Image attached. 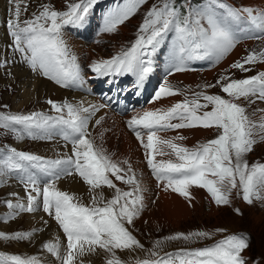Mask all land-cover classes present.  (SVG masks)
<instances>
[{"label": "snow or ice", "instance_id": "6c2138e0", "mask_svg": "<svg viewBox=\"0 0 264 264\" xmlns=\"http://www.w3.org/2000/svg\"><path fill=\"white\" fill-rule=\"evenodd\" d=\"M8 3L11 7L7 27L12 37V46L32 71H39L63 87L81 81L77 58L71 54L63 38L62 29L66 25L81 24L97 0L68 3L66 11H57L43 4L38 14H33L31 19L24 21L20 20V16L22 10H27V0H8ZM144 3L146 0H124L105 16L102 31L115 32L118 25L128 20ZM21 4L24 5L23 9ZM218 10H222L219 15ZM245 13L250 27L264 32V12H255L248 8L231 9L220 0H208L206 7L189 8L185 14L175 6V0H162L161 4L153 5L148 10L138 29L137 39L130 48L109 59L93 61L90 67L99 76L134 74L140 83L153 71L152 61L146 57L154 55L170 32L175 34L177 55L181 62L185 56L189 59H204L209 56H215L217 60L222 59L238 42L230 22L243 18ZM256 62H264V50L259 53L249 52L242 60L234 62L231 68L248 72L251 69L246 65ZM174 70L184 71L185 68L181 64L175 66ZM226 79L229 82L222 83ZM217 85L228 98L197 92L194 93V99L185 98L167 109L138 113L128 120L127 124L145 149L147 164L157 180L163 182L165 191L170 189L190 202L189 189L191 186H198L207 189L217 205H227L230 203L232 190L239 189L242 191L243 200L251 205L254 199L264 200V164L249 166L244 156L256 143L264 141V116L258 120L250 119L246 108L236 101L253 96L264 100V72L244 79L221 77ZM214 86L216 85H207ZM176 94H180L178 89L164 85L156 92L154 99ZM201 98L205 103H200ZM48 103L57 113H63L66 109L67 118L64 115L50 117L42 113H0V128L16 132L17 138L23 137L19 135L16 125L30 130L46 128L50 126V122H54L64 126L62 138L72 145L71 156L56 160L21 152L15 148L8 149L7 153L0 157V165L9 171L31 168L52 177L42 188L34 175L22 178L27 203L6 201L8 208L13 212L4 219H14L19 212L37 211L42 198V210L57 221L67 240L63 256L58 239L54 243H44L43 248L60 259L61 264H76L78 259L95 253L97 249L110 254L106 264H123L116 256V250L143 247L125 227V224L131 225L144 208L143 189L127 160L114 161L102 146H95L90 138L89 120L105 105L83 107L67 102ZM209 105L212 106L210 111L198 114ZM260 111L264 112V109ZM102 119L103 117L97 119L96 125H99ZM173 120L179 122L172 123ZM138 127L147 130L146 138L137 130ZM193 127L216 128L221 131L217 138L200 144L195 149H188L175 142L185 139L183 136L163 139L158 135L164 130ZM29 135H32L30 131ZM165 149L171 151L167 152ZM158 155H174L176 161L157 160ZM121 164L127 165V168L121 167ZM73 171L84 180L90 191L94 192L102 186H107L115 190L114 196L104 201L102 196L98 199L94 195L91 205L78 202L74 195L56 187V181L60 179L61 174L72 175ZM110 176L121 183L134 185L133 189L122 190ZM235 211L242 215L239 209ZM35 231L38 229L11 235L0 232V239L27 240L32 238ZM209 235L207 232H193L187 235L178 233L166 239L190 240L193 237ZM249 247L248 238L244 234L231 235L210 247L181 249L158 259L137 261V264H247L243 253ZM8 262L41 264L36 256L22 258L19 255L0 253V264ZM253 264L258 262L254 261Z\"/></svg>", "mask_w": 264, "mask_h": 264}, {"label": "rangeland", "instance_id": "374dc122", "mask_svg": "<svg viewBox=\"0 0 264 264\" xmlns=\"http://www.w3.org/2000/svg\"><path fill=\"white\" fill-rule=\"evenodd\" d=\"M69 1L72 0H27V5L36 7L39 4L48 3L50 7L54 8V10L66 11L68 3H76ZM99 1L100 0H97L96 4H98ZM231 1L235 2L236 4H240V6L244 7L245 0H231ZM2 2L4 4L0 3L3 6V13L0 16L2 18L0 20V31L4 33L3 26L4 27L6 26L5 23H3V19H5V15H7V7H11V6L9 5L8 0H3ZM123 2L124 0H118L112 6L103 5L101 8L97 6L94 12L91 13V15L89 14L90 12L87 14L85 20L81 24L66 25L62 29L63 38L66 41L71 51V54L75 55L77 58V63L80 67V75L83 81L88 79L89 77V82H92L91 81L92 69L90 67L91 64L90 65L87 64L85 60L84 61L79 60V58L74 52L75 51L74 46L77 47L80 45L79 49L81 48L83 49L84 55H86L85 50L87 48L86 56H88L89 53L90 54L93 53L92 55H96V49H93L91 47L97 44L100 45V49L98 50L103 55V57L109 56L108 58H111L121 53L122 50H126L127 47H131L132 43L137 39L138 29L143 23L148 10L153 5L161 4L162 0H146V3L141 5L138 8V10L128 20L118 25L115 32L109 33L102 31V26L105 16L114 8H116L117 5H121ZM260 5L262 7L256 9L255 12H264V7H263L264 0H261ZM21 14L22 16L31 18L33 14H36V12L35 11L32 12V8L27 6V10L26 11L22 10ZM12 43L13 41L10 35L7 38L4 37L2 40L1 55H0V109H4L11 114H26L29 111L35 109H36V113L41 112L42 114H46V113L50 114L54 112V109L52 108V105L48 103V101L53 100L61 103L62 99H65L67 97L71 98L72 97L71 95L73 93L78 92V91L66 90L60 87L58 84L54 83L53 80L43 76L39 71L36 72L32 71V69L23 60L21 54L14 50ZM236 45L241 46L240 54L236 58H234L229 65L222 67L221 69H218L219 68L218 65L221 64L222 61L226 60L228 56L227 54L229 53H227L226 56L223 57L225 58L224 60L221 59L217 60L215 56H210L209 65L205 70L207 71L214 69V71H212L209 76L205 75L206 73L205 70L190 71L191 73H194L196 75L194 77L195 83L193 84L186 83V81H182L177 78L170 79L167 77L165 78V82L169 83L170 86L175 85L176 87H182L186 91L205 89L206 91H208L209 95L210 93H212L213 95H220L224 98H228L227 95L222 92L221 87L217 85V81L220 80L221 77H228L230 79H241L244 75L253 74V76H255L257 75L255 73H259V71H264V62H256L254 64H250L249 68L251 70L248 72H242L239 69L231 68V65L234 62L238 61V59L242 58L246 53L248 54L251 51L258 52L259 50H264V36L258 41L250 40L245 42H239L236 43ZM234 49L235 47L233 48V50ZM114 50H116L115 53ZM168 51L172 52L171 43L167 45L165 51L166 54L170 53ZM16 57L18 58V63L21 66L16 64L15 62ZM218 62L219 64L216 66ZM85 66L87 67L85 68ZM166 66L167 64H165L164 66L165 69ZM20 70L26 71L28 76L26 78L19 79V77L16 75V72ZM184 72H189V71L184 70ZM88 73H90L89 76L87 75ZM38 78L46 80L50 84L63 89L60 91L65 94L52 95V94H48V91L46 92L45 89L42 90L41 92L36 90H34L35 92L32 91L33 88L30 84L35 81L34 79L37 80ZM227 82H229L228 79L222 81V83H227ZM80 83L83 84L82 80L80 81ZM207 85H216V86L207 87ZM83 86L85 87V85ZM27 89H30V91H32V94L30 92L29 95H27L26 94ZM37 92L39 93L37 94ZM178 95L180 96V94ZM236 102L246 108V113L250 117V119L258 120L261 116H264V112L260 111L261 109H264L263 102L254 99V97H250L249 99L241 98ZM123 118L125 117L123 116ZM124 122L125 121L123 119L122 123ZM199 128H203V127H199ZM183 129H189V128L176 129L173 131L177 132ZM125 130L127 131L126 127ZM40 131L44 135L49 133L51 135V138L49 139L37 138L30 142H25L20 138H17L16 135H13L8 131L0 130V157L4 156L3 154L4 151L7 148H10L9 145L20 146L23 149H27L28 150L27 152L32 154L40 153L46 156L64 157V158L70 156L71 151L67 155H64L62 151L59 149L56 153L50 154L47 150L44 149L45 145H43L44 147L43 146L40 147L36 145L37 143L50 144V141L54 139L56 141L61 142L60 140H58L57 130L51 122L49 127L40 128ZM40 131H37V133L40 134L41 133ZM88 131L90 133L91 126H89ZM95 131L93 132V137H90L93 140L94 145L98 147L102 146L105 152L112 156V159L114 161L127 160L131 164V167L134 166V168L137 164L140 166L141 162H143V164L145 163L142 167H139L137 165L138 168L136 171L133 167L132 169L133 172L135 173L136 179L139 181V179L141 178L139 183L141 182L143 186L142 189H144L142 191V195L146 197L148 196V198L145 201V198L143 196L144 198L143 210L141 211L140 215L133 220V223L131 225L127 224L132 234L136 237V239L140 242V244L143 245V247L131 248L125 250H116L115 254L123 262V264H130L140 259L145 260L148 258H153L154 256H156L153 255V253H156L158 255L165 250L180 246L187 247V246L197 245L199 247L203 246V248L209 247V245L206 244L211 242L212 240L217 239L219 236L226 234L228 232H236V231L246 232L249 236L248 240L250 247L243 253L247 257V264H253L254 261H257L258 264H264V200L254 199L253 203L249 205L247 202L243 200L242 191H240L239 189H233L229 196L230 203L227 205H217L215 202L211 201L212 199L203 190V188L199 187L202 190L198 188L201 192L200 193L199 191L196 190L198 186L197 187L192 186L190 187L192 189H189L190 192V202H189V199H185L180 194L176 192H172L170 189L168 191L163 190L164 189L163 182H160L158 184L155 183L149 175V171L146 166V158L142 156L140 157V155L138 156L139 152L136 153L135 151H132L133 149L130 148L121 150L123 147L119 145L120 139L117 137L118 139L117 140L116 135L112 136L111 134L108 133V131L105 128L104 130L103 128H100ZM173 131H166V132L169 133ZM220 131L221 130L216 128H207L205 130V133L203 134L192 133L191 135L186 134L188 136L184 134L180 136H183L185 138L181 140L182 143L184 144H188L189 139L190 141L192 139H197L195 143L188 145L198 146L200 144L206 143L212 139L217 138V136L220 134ZM128 133L130 132L128 131ZM61 143L63 145L66 144L64 142ZM112 143L115 145L112 146ZM139 147L141 150L143 149V147H141L140 145ZM108 149L110 151H108ZM116 149L117 150L120 149V150L117 151ZM165 151L170 152L171 150L165 149ZM117 152L119 155L117 154ZM121 153L123 155L124 153L126 154L130 153L129 156L131 158L126 154L125 155L128 156L129 158L126 157L125 155L124 157ZM115 154L118 156L116 157ZM133 154H135L136 156ZM143 158H145V161ZM130 159L133 162L134 159H136L135 161L136 165L132 164ZM157 159L165 160V161L169 159L176 160V157L174 155H164L163 157L160 158L157 156ZM244 159L247 161L249 166L256 163L264 164V141H260L256 143L253 146V149L244 156ZM138 161L140 162L137 163ZM121 167L127 168V165L121 164ZM4 168L8 171L6 167ZM4 168L2 165H0V181L2 182V187H0V232L11 235L16 232H30L33 231L34 229H38V231H35L32 238L27 240L0 239V253L9 252L11 254L13 253V255H19L22 258L36 256L40 260L41 264H50L54 260H57L56 264H61L60 259L53 256L46 249L43 248L44 243L51 242L49 240L50 232H47L46 228L47 226L50 225V223H53L55 226L54 228L55 234L58 232L57 235L60 236L58 237L59 241L61 243L63 241L62 245L60 244L62 248V250L60 251L61 256H63L65 253L66 244H67L66 236L63 233L60 226L58 225L57 221L53 217L49 216L48 214H43L39 211H35L30 214L19 212V214L16 215L14 219H8V220L4 219V217L9 216L13 212L12 209L8 208L6 201L10 200V201H14V203L20 200L23 201L22 198L23 193L20 190L21 186L12 179H9L7 177ZM139 168L141 169L143 168L144 171ZM140 170L142 171V174H144L142 175L143 177L141 175L140 177L138 176V174H141ZM143 172H145L146 174ZM24 173L26 176L31 175V172L29 170L27 171L24 169ZM65 177L67 178L74 177L77 181L84 182L82 178L74 176L73 174L72 175L62 174L60 179L56 181V187L58 189H60L57 186L58 182L61 181L62 179H65ZM110 178L113 179L116 185L124 191H131L134 187V185H128L121 183L120 181H116L114 177L110 176ZM143 179H146L144 180V183L142 182ZM145 187H147V189H145ZM61 191H65L68 192L69 194L74 195L77 198L78 202L84 205H91L92 198L94 195L98 199L102 196L103 200L107 201L111 199L115 194V190L107 186H102L101 188L96 189L94 192L90 190H83L81 193H74L73 191H69V189L67 188L66 189L62 188ZM13 193L17 195L13 197L14 196ZM235 209H239L242 215H238ZM40 217H45L46 220L48 219L50 221H48L47 224H45L44 222H41L39 224V220L42 219ZM45 232L47 233L45 234ZM193 232H207L210 235L201 238L193 237L190 240L166 239L167 237L174 236L178 233H183L187 235ZM43 233L45 237L41 238ZM157 242H159V246H157ZM97 251H100L101 253L100 258H96ZM109 257H110L109 253L97 249L95 253L85 255L84 257L78 259L76 261V264H81V260L83 264H106V259Z\"/></svg>", "mask_w": 264, "mask_h": 264}, {"label": "bare ground", "instance_id": "6f19581e", "mask_svg": "<svg viewBox=\"0 0 264 264\" xmlns=\"http://www.w3.org/2000/svg\"><path fill=\"white\" fill-rule=\"evenodd\" d=\"M3 0H1V2L0 3H3L2 2ZM260 2H261V0H245V2H244V8H248V9H252V10H256V9H258L259 7L261 8L262 6L260 5ZM4 4V3H3ZM247 6V7H246ZM264 7V6H263ZM260 11V10H259ZM2 13H3V6L0 4V16L2 15ZM247 16H245V18H246ZM248 20V19H247ZM235 24V23H234ZM234 25L232 24V27H233ZM4 31V30H3ZM4 37H6V35H5V31H4V33H2V31H0V55H1V47H2V40H3V38ZM71 43V42H70ZM74 43V42H73ZM80 46V45H79ZM79 46H74L75 47V54L77 55V57L79 58V60L80 61H86L87 62V64H92V62L93 61H98V60H101V59H107L109 56H107V57H103V55L100 53V51L98 50V49H100V45H95V46H92L91 48H93V49H96V55H92L93 53H89V55L88 56H86L87 55V48H86V50H85V48H84V50L86 51L85 52V54L86 55H84L83 53H84V51H83V49L81 48V49H79ZM84 46V45H83ZM89 46V45H88ZM90 48V47H89ZM89 50V49H88ZM92 50V49H91ZM83 51V52H82ZM115 51L116 50H114V53H115ZM88 52H90V51H88ZM168 52H170V51H168ZM240 52H241V46L240 45H236L235 46V49L233 50H231L230 52H228L229 54H227L228 56H227V58H226V60H224V61H222V63L221 64H219L218 66H219V68L218 69H221L222 67H225V66H227V65H229L230 64V62L234 59V58H236L239 54H240ZM169 54V53H168ZM224 56H226V55H224ZM223 56V57H224ZM220 60V59H219ZM18 69H20V68H18ZM212 71H214V69H211V70H207L206 71V73H205V75L206 76H209L210 74H211V72ZM82 74H83V72H82ZM89 74L90 73H88L87 75L89 76ZM197 74V73H196ZM16 75L19 77V79L21 78V79H23V78H26L27 76H28V74L26 73V71H18V72H16ZM92 76V75H91ZM196 75L194 74V73H191L190 71L189 72H184V71H178V72H176L175 74H173V75H169V76H167V78H170V79H173V78H177V79H180V80H182V81H186V83H195L194 81V77H195ZM191 79H193V80H191ZM35 80V81H34ZM33 81L34 82H32L30 85L32 86V91H34V90H36V91H42V90H46V92L48 91V94H52V95H58V94H65V93H62L60 90H63V89H61V88H59V87H57V86H55V85H52V84H50L49 82H47L46 80H43V79H34ZM82 82H83V85H85V88L88 90L89 88H90V85L92 84V82H89V77H88V79H86V80H84L83 81V79H82ZM32 91H30V89H27L26 90V94L27 95H29V93L31 92V94H32ZM35 92V91H34ZM39 92H37V94H38ZM67 93V92H66ZM72 97L70 98L72 101H74L77 105H82L83 107H88L89 105H100V101L97 99V98H95V97H92V96H90L89 94H87L86 92H83L82 94L81 93H78V92H75V93H73L72 95H71ZM180 96L178 95V94H176V95H171V96H167V97H164V98H162L161 100H158V101H154L153 103H151V104H149V105H146L144 108H142V109H140V110H135V112L134 113H132V115L134 116V115H137L138 113H142L143 111H148V110H156V109H161V108H163L164 109V107L166 106V105H168V104H170L171 102H173V101H175V100H177L178 98H179ZM133 116H131V117H133ZM101 117H103V119L101 120V123L99 124V125H96V123H95V121L97 120V119H100ZM123 116H119V115H116V114H114L112 111H110L107 107H103V108H100L98 111H96L95 112V114L94 115H92L91 116V118H90V122H89V126H91V131H90V137H93V132L95 131V130H97V129H100V128H103V130H104V128L108 131V133L109 134H111L112 136H115L116 135V139H117V137L120 139V144L119 145H121V147H123L121 150H123V149H126V148H130V149H133L132 151H135L136 153L137 152H139L138 153V156L140 155V157L142 156V157H145V149L143 148L142 150L140 149V147H139V144H138V140L135 138V137H133L130 133H128V131H126L125 130V125H124V123H122V121H123ZM205 130L206 129H204V128H199V127H193V128H189V129H183V130H180V131H173V132H166V133H164V132H160V133H158V135L160 136V137H162V138H165V139H171V138H174V137H177V136H180V135H182V134H184V135H186V134H189V135H191L192 133H197V134H203V133H205ZM96 132V131H95ZM101 135V134H100ZM96 136H97V134H96ZM186 136H188V135H186ZM200 136V135H199ZM100 138V137H99ZM190 138V137H189ZM194 138V137H193ZM115 140V139H114ZM118 140V139H117ZM196 140L197 139H192L191 141H190V139L188 140V144H192V143H195L196 142ZM112 141H113V138H112ZM111 142V141H110ZM176 143H182V141L181 140H176L175 141ZM114 143V142H113ZM112 143V146L113 145H115V144H113ZM108 144H110V143H108ZM37 146H43V145H45V150H47L50 154H54V153H56L59 149L62 151V153L64 154V155H67L69 152H70V146L69 145H67V144H65V145H63L61 142H59V141H56L55 139L54 140H52V141H50V144H41V143H37L36 144ZM47 145H48V147H47ZM107 145V144H106ZM44 147V146H43ZM111 147V146H110ZM120 147V148H121ZM113 148H115V147H113ZM118 149V148H117ZM116 149V150H117ZM120 150V149H119ZM119 150H117V151H119ZM108 151H110L109 149H108ZM126 151V150H125ZM131 151V152H132ZM115 152V151H114ZM121 152V151H120ZM129 152V151H128ZM134 153V152H133ZM135 153V154H136ZM113 154V153H112ZM117 154H118V152H117ZM122 154V153H121ZM120 154V155H121ZM126 153H124V155H125ZM135 154H133V155H135ZM116 155V154H115ZM114 155V156H115ZM119 155V154H118ZM118 155H116V157L118 156ZM123 155V154H122ZM123 155V156H124ZM126 155H130V153L129 154H126ZM125 155V156H126ZM124 156V157H125ZM128 156H126V157H128ZM136 156V155H135ZM134 156V157H135ZM130 157V156H129ZM128 157V158H129ZM140 157H138V158H140ZM158 157L160 158V157H163V156H159L158 155ZM131 158V157H130ZM133 158V157H132ZM157 158V157H156ZM144 159V161H145V158H143ZM140 160V159H139ZM130 161H131V159H130ZM136 161V159H134V162ZM132 162V164H134V165H136V162L134 163L133 161H131ZM140 161H138L137 163H139ZM145 164V163H144ZM143 162H141L140 163V166L139 167H142L143 165ZM135 166V168H134V166H132L134 169H135V171L137 170V168H138V166ZM139 169H141V168H139ZM138 169V170H139ZM141 170H143L144 171V169L142 168ZM140 170V172H141V174H138V176L140 177V175L142 176V175H144V174H142V171ZM143 173H145V172H143ZM146 174V173H145ZM143 177V176H142ZM141 179V178H140ZM140 179H139V181H140ZM144 180H146V179H143V183H144ZM147 182V181H146ZM148 183V182H147ZM140 184H141V182H140ZM14 186V185H13ZM57 186L60 188L59 190H62V188L63 189H69V191H73L74 193H81L83 190H90L89 189V186L85 183V182H79V181H77L74 177H71V178H67V177H65V179H62L61 181H59L58 182V184H57ZM141 186H142V184H141ZM145 186V185H144ZM147 186V185H146ZM150 186V185H149ZM11 187H12V185H11ZM192 187V186H191ZM197 187V186H196ZM14 188H16V187H14ZM141 188H143V186L141 187ZM199 187H197V191H199L200 192V190H202V189H198ZM145 189H147V187H145ZM190 189H192V188H190ZM13 190V189H12ZM144 190V189H143ZM164 190V189H163ZM93 192V191H92ZM144 192H146V191H144ZM148 192V191H147ZM160 192H162V191H160ZM159 192V193H160ZM201 193V192H200ZM145 194V193H144ZM172 194V193H171ZM148 195V194H147ZM144 196V195H143ZM151 197V196H150ZM144 198H145V201H146V199L148 198V196L146 197V196H144ZM21 199V198H20ZM43 215V214H42ZM35 217V216H34ZM37 217V216H36ZM40 218H42L41 220H39V224L41 223V222H44L45 223V221L48 223V221H50V220H46L45 219V217H40ZM48 218V217H47ZM47 223H45V224H47ZM54 228H55V226H54V224L53 223H50V225L49 226H47V228H46V230H47V232H50V236H49V240L51 241V242H56L57 241V239H58V237H60V236H58L57 235V233L55 234V232H54ZM47 232H45V234L47 233ZM44 238L45 236H44V233L42 234V236H41V238ZM61 239V238H60ZM59 240V239H58ZM60 242V241H59ZM62 243H63V241H62ZM62 243L60 242V244L62 245ZM62 250V248L60 249V251ZM100 256H101V253H100V251H97V256H96V258H100ZM56 262H57V260H54L53 262H51L52 264H56ZM50 263V264H51Z\"/></svg>", "mask_w": 264, "mask_h": 264}, {"label": "crops", "instance_id": "0c3cea01", "mask_svg": "<svg viewBox=\"0 0 264 264\" xmlns=\"http://www.w3.org/2000/svg\"><path fill=\"white\" fill-rule=\"evenodd\" d=\"M230 2V7L231 9H244V7L240 6V4H236L235 2H232L231 0H228ZM222 2V1H220ZM207 3L205 4H200V5H197L195 6L193 9H200V8H204L206 7ZM222 10H218L217 14L219 15L220 12ZM245 16H247V14L245 13L243 15V18L241 19H234L230 22L231 24V28L232 30L234 31L236 37H237V43L239 42H245V41H250V40H255V41H258L259 39H261L263 36H261L259 38L258 34H257V30L250 27L249 23H248V18ZM235 23V24H234ZM232 24L234 25L232 27ZM247 54V53H246ZM245 54V55H246ZM245 55L243 57H245ZM242 57V58H243ZM209 57H206L204 59H198L197 61L194 62L193 65H188L187 67L183 66L185 68V70H188V71H204L207 66L209 65ZM242 58L238 59V60H242ZM225 58H222L221 60H224ZM219 64V62L216 64V66ZM206 71V70H205ZM178 71H175L174 73H176ZM173 74V73H172ZM169 84V83H168ZM173 89H176V88H180L182 89V91L180 90L179 93H180V98H181V95L183 94V91L185 89H183L182 87H176L175 85L172 86ZM186 91V90H185ZM178 98V99H180ZM177 99V100H178ZM175 100V101H177ZM173 101V102H175ZM264 104V103H263ZM174 129H169V130H165V131H162V132H166V131H173ZM177 144H180L182 146H191V145H188V144H184V143H177ZM191 147H197V146H191ZM212 178V177H210ZM203 190L210 196V198L212 199L211 201L214 202L212 196L210 195V193L207 191V189L203 188Z\"/></svg>", "mask_w": 264, "mask_h": 264}]
</instances>
